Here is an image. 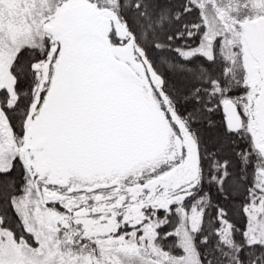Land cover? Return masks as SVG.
<instances>
[{
  "label": "snow or ice",
  "instance_id": "6c2138e0",
  "mask_svg": "<svg viewBox=\"0 0 264 264\" xmlns=\"http://www.w3.org/2000/svg\"><path fill=\"white\" fill-rule=\"evenodd\" d=\"M0 264H264V0H0Z\"/></svg>",
  "mask_w": 264,
  "mask_h": 264
}]
</instances>
